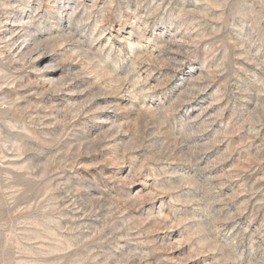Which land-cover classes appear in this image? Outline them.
I'll list each match as a JSON object with an SVG mask.
<instances>
[{"label":"rangeland","instance_id":"obj_1","mask_svg":"<svg viewBox=\"0 0 264 264\" xmlns=\"http://www.w3.org/2000/svg\"><path fill=\"white\" fill-rule=\"evenodd\" d=\"M0 264H264V0H0Z\"/></svg>","mask_w":264,"mask_h":264}]
</instances>
